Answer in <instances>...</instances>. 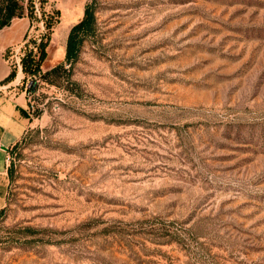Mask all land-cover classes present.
Segmentation results:
<instances>
[{"label":"rangeland","instance_id":"obj_1","mask_svg":"<svg viewBox=\"0 0 264 264\" xmlns=\"http://www.w3.org/2000/svg\"><path fill=\"white\" fill-rule=\"evenodd\" d=\"M20 3L0 87L30 121L6 151L0 264H264V0Z\"/></svg>","mask_w":264,"mask_h":264},{"label":"crops","instance_id":"obj_2","mask_svg":"<svg viewBox=\"0 0 264 264\" xmlns=\"http://www.w3.org/2000/svg\"><path fill=\"white\" fill-rule=\"evenodd\" d=\"M27 27L22 17L20 21H12L0 28V82L10 72L4 51L22 41ZM29 121L30 111L24 91L0 87V208L5 203L9 182L6 151L21 137Z\"/></svg>","mask_w":264,"mask_h":264},{"label":"trees","instance_id":"obj_3","mask_svg":"<svg viewBox=\"0 0 264 264\" xmlns=\"http://www.w3.org/2000/svg\"><path fill=\"white\" fill-rule=\"evenodd\" d=\"M20 1L21 0H0V28L8 25L13 17L23 16V6ZM46 18V27L49 29L52 25V22L50 21L52 20V15L48 14ZM93 19L94 16L91 4H87L84 8L82 18L77 23L72 25L69 30L66 39L64 56V60L66 62H71L76 58L78 47L82 41V36L92 27ZM25 37L26 34L23 39H25ZM33 42V48L27 49L26 53L22 57L23 71L30 74H34L38 71L40 62L45 57L48 34L43 35L37 43L35 41ZM58 68L59 66H55L52 70L55 71ZM11 76L12 72H9L3 81H7V79Z\"/></svg>","mask_w":264,"mask_h":264}]
</instances>
